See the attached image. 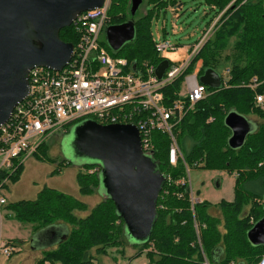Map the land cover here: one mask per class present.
<instances>
[{
    "label": "trees",
    "instance_id": "trees-1",
    "mask_svg": "<svg viewBox=\"0 0 264 264\" xmlns=\"http://www.w3.org/2000/svg\"><path fill=\"white\" fill-rule=\"evenodd\" d=\"M203 1L213 9L214 17L219 15V18L184 74L190 73L200 59V75L207 68L220 69L224 62L228 64L230 77L217 89L207 87V96L185 112L175 130L181 156L188 166L197 163L203 169L235 174L234 196L230 201L221 199L212 204L202 200L191 205L188 183L179 182L186 178L182 160L170 165L167 136L153 132L152 158L169 178L164 180L158 195L152 229L129 258L144 253L147 264H204L205 259L208 264H256L264 255V246H254L246 237V231L262 215L264 193V100L255 101L256 95L264 97V0ZM148 2L152 4L151 9L132 16L130 0H110L109 24L130 20L135 27L134 38L119 50L110 49L102 41L113 56L138 65L158 64L164 59L155 50L151 20L168 5L176 9L177 1ZM59 37L72 45L78 40L72 26L61 29ZM182 76L163 87L165 101L177 98ZM253 78L257 84L250 86ZM231 110L249 119L251 115L261 119L238 149L227 145L230 130L224 124V117ZM77 122L70 123L67 130ZM45 143L34 156L52 160ZM95 165L84 163L85 171L76 173L78 190L83 196L99 186V173L86 171ZM22 168L23 165L18 167L11 182L18 180ZM3 207L11 210L17 220L31 224L33 233L52 225L65 227L64 237L52 248L43 250L34 264H93L89 249L96 247L98 252L106 253L107 248L119 245L126 234L123 220L108 197L85 216H79L75 212L87 208L83 201L44 186L34 199L10 201ZM22 242L16 238L8 239L5 244L16 247Z\"/></svg>",
    "mask_w": 264,
    "mask_h": 264
},
{
    "label": "built area",
    "instance_id": "built-area-1",
    "mask_svg": "<svg viewBox=\"0 0 264 264\" xmlns=\"http://www.w3.org/2000/svg\"><path fill=\"white\" fill-rule=\"evenodd\" d=\"M109 7L110 0H104L101 6L85 10L75 17L70 26L78 35V40L62 69L35 66L29 70L27 95L0 125V205L7 203L4 190L11 183V177L48 136L65 133L70 123L88 118L100 124L135 125L142 151L151 157L153 132L165 134L169 140V164L174 166L181 159L188 173L189 166L181 156L175 126L195 102L207 96L208 91L198 79L201 60L195 63L190 73L184 74V71L212 34L219 15L189 47L188 56L179 64L168 60V67L161 78H157L154 73L157 64L142 62L138 65L134 62L133 68V62L113 56L102 44L101 35L109 24ZM153 41L159 54L182 47L165 38ZM217 72L221 84H225L230 77L229 67ZM180 76L181 90L177 98L165 101L163 87ZM256 84L253 78L249 85ZM263 100L262 95H256V103ZM194 165L197 166V163ZM97 166L93 167V171L97 170ZM162 174L164 180L169 178ZM179 182L183 184L187 178ZM189 200L191 205L200 202L193 196L190 187ZM15 249L12 244H4L0 246V253L10 256ZM203 263L208 264L206 259ZM256 264H264V255Z\"/></svg>",
    "mask_w": 264,
    "mask_h": 264
},
{
    "label": "water",
    "instance_id": "water-1",
    "mask_svg": "<svg viewBox=\"0 0 264 264\" xmlns=\"http://www.w3.org/2000/svg\"><path fill=\"white\" fill-rule=\"evenodd\" d=\"M104 0H0V125L10 116L15 105L28 92V72L35 66L60 70L69 61L73 45L59 37L61 29L71 25L75 17L102 5ZM142 0H130V14L135 15ZM110 49L119 50L135 35L132 21L108 24L104 29ZM162 59L155 67L161 78L168 67ZM133 68L135 63L133 62ZM199 82L217 89L219 73L207 68ZM230 135L231 149L243 146L246 137L256 129L252 121L234 110L224 117ZM64 146L72 148L76 157H84L101 167L99 187L110 198L123 220L126 236L136 242L147 239L156 218L157 198L164 175L156 161L143 153L138 129L132 124H100L93 119L75 123ZM63 225H52L36 232V238L47 237V243L32 249L55 245L63 237ZM254 246H264V193L262 215L246 231Z\"/></svg>",
    "mask_w": 264,
    "mask_h": 264
},
{
    "label": "rangeland",
    "instance_id": "rangeland-1",
    "mask_svg": "<svg viewBox=\"0 0 264 264\" xmlns=\"http://www.w3.org/2000/svg\"><path fill=\"white\" fill-rule=\"evenodd\" d=\"M176 1V9L168 5L162 9L157 17L151 20L153 40L157 41L165 38L171 43L182 46L180 49L164 50L160 53V56L168 59L173 64H179L188 56L189 47L202 36V33L214 19L213 9L203 0ZM151 8L152 4L148 0H142L136 12L141 15L145 13V9L149 10ZM101 40L106 42L104 33L101 35ZM227 65L223 62L220 69L224 70ZM220 69L217 71H221ZM250 120L255 126H257V122L261 121V119L252 115ZM74 125L71 124L69 130L65 133L57 132L47 137L45 141L47 155L52 160H42L34 154L25 159L18 180L9 183L4 190V194L8 198L7 202L34 199L41 188L44 186L52 187L83 201L87 208L75 213L79 216H85L91 208L106 197L104 190L99 186L89 195L83 196L79 193L75 179L76 173L81 170L85 171L82 164L91 161L84 157H76L72 148L64 146L65 138ZM93 167L90 168L89 173L100 172L101 167L99 165L96 171H93ZM86 171L88 170L86 169ZM186 178L191 192L196 198L201 197L203 200L214 204L221 199L230 201L234 196L235 174L231 175L225 171L203 169L199 166L190 165ZM214 211L215 214H218L216 210ZM0 222L3 223L2 228H0V246L5 244L9 238L8 236L23 237L27 240V244L20 248L18 254L6 256L0 253V264H34L35 260L42 256L43 250L54 246L51 244L33 251V246H41L47 243V237H44V235L39 239L36 238L37 233L32 232L31 224L17 220L9 209L3 208L0 211ZM121 240L119 245L107 248L106 253L98 252L96 247L89 249V254L93 257V264L147 263L144 253L137 258L129 259L137 252L138 244L141 242H136L126 235ZM45 264L52 263L46 262Z\"/></svg>",
    "mask_w": 264,
    "mask_h": 264
},
{
    "label": "crops",
    "instance_id": "crops-1",
    "mask_svg": "<svg viewBox=\"0 0 264 264\" xmlns=\"http://www.w3.org/2000/svg\"><path fill=\"white\" fill-rule=\"evenodd\" d=\"M6 196V195H5ZM7 197V196H6ZM6 199H8V198H6ZM197 199L199 200V201H202L203 199L201 198V197H197ZM233 199V198H232ZM9 202V201H8ZM217 203V202H216ZM5 205V204H4ZM4 205H0V211H2L3 210V206ZM215 212V211H214ZM216 213V212H215ZM0 228H2V226H3V223L2 222H0ZM9 238L8 239H16V238H18V239H22V243L21 244H19V245H17L16 246V248H17V252L16 253H13V254H18L19 252H20V248H22V247H24L26 244H27V240L25 239V238H23V237H17V236H8ZM7 239V240H8ZM37 249V248H36ZM36 249H33V251H35ZM38 250V249H37ZM39 250H41V249H39Z\"/></svg>",
    "mask_w": 264,
    "mask_h": 264
}]
</instances>
